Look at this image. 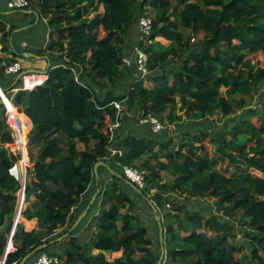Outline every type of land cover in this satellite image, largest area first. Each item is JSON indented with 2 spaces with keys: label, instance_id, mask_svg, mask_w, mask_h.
<instances>
[{
  "label": "trees",
  "instance_id": "trees-1",
  "mask_svg": "<svg viewBox=\"0 0 264 264\" xmlns=\"http://www.w3.org/2000/svg\"><path fill=\"white\" fill-rule=\"evenodd\" d=\"M28 2L26 10L37 13L38 24L46 20L48 41L39 54L51 63L47 79L30 92H13L20 82L5 89L1 77L15 62L10 43L17 26L0 14L5 55L0 88L23 121L21 135H27L26 156L33 167L26 168V179L32 172L34 181L26 180L23 194L35 201L26 218H36L38 229L25 232L17 225L14 250L4 264H18L39 245L47 247L25 264L40 254L58 257L61 264H156L158 229L144 198L161 218V264H243L235 258L242 255L236 231L250 259L264 264V0ZM142 17L152 22L144 41L137 28ZM133 45L147 55L145 77L133 62H122ZM114 103L122 107L121 128L111 138ZM5 112L0 100V260L21 189L9 174L20 156ZM148 117L175 125V136L139 124ZM112 149L121 155L111 156ZM99 161L106 167L97 173H107V180L94 179ZM122 166L144 172V187H136L140 194L125 183ZM96 189L100 193L86 216L99 205L87 226L98 231L88 243L80 242L76 234L85 216L68 234V249L51 252L59 243H49L68 233ZM181 196L197 203L212 198L213 211L191 210ZM142 211L151 213L157 245ZM106 253L116 257L110 261Z\"/></svg>",
  "mask_w": 264,
  "mask_h": 264
},
{
  "label": "crops",
  "instance_id": "crops-1",
  "mask_svg": "<svg viewBox=\"0 0 264 264\" xmlns=\"http://www.w3.org/2000/svg\"><path fill=\"white\" fill-rule=\"evenodd\" d=\"M6 1L7 0H0V14H3V15L8 17V20H9L8 24L9 25L11 24V25L17 26V29H15L13 31V36L11 38V43H10L11 51L15 55L14 60L18 61L21 64L22 72H28V71L45 72L47 70V66L49 65V67H50L51 63H50V60L48 59V57L46 55L39 54V52L44 49V47L48 41V29L46 27V20H43V25H44V30L42 29V32H43L42 35L43 36H42L40 42L36 43V42H34V40H35L34 29L38 25V20H39V16L37 15V13L35 11H33L36 15L25 14V15H27V17H21L20 14H22L21 13L22 10L18 11L19 15H17L14 11L7 10ZM29 11H31V10H29ZM9 25H8V27H9ZM32 36H33V39H32ZM135 37L137 39V34L135 35ZM158 41L165 46H167L169 44L167 41H165L163 39H158ZM29 54L33 55L34 57L29 56ZM4 56L5 55H3L1 53V45H0V58H4ZM5 76H2L1 79L3 81L5 89L9 90L11 88V85L13 84L16 76H13L11 78V80H10L9 76L8 77H5ZM8 111H9V117H10V124L13 125L11 117H14L19 123V130H20V127H22V125H23V121L20 118H17L13 114L10 107L8 108ZM125 131H127V130H125ZM141 131L144 132L143 129H141ZM117 133H118V130H117ZM115 135H116V132H115ZM22 140L25 142V144H27V141H28L27 135L23 136ZM7 153H9L8 150H7ZM24 154H25L26 163H24L23 161L20 162V165L25 164L24 175L21 174V179L19 180V182H20V184H22L23 176H24V185H25L26 180L28 182L34 181V177H33V173L31 172L26 179V168L32 171L33 164L29 163L28 158L26 156V152ZM18 165H19V163H18ZM98 177L100 179H104V180H107L109 178V176L105 172L99 173ZM94 193H95V191L92 192V194L89 197V200ZM17 199H18L17 203H18V201L20 202V200H21V204H20V212H19V215L17 217L16 226H15L14 230L16 229L17 225H18V227L23 229L25 232H31L33 230L38 229V222H37L36 218H31V219L26 218V215L33 213V210L35 208L34 199L28 198L27 200H25L24 194L20 195V190L17 193ZM89 200H88V202H89ZM99 212H100V208H99V205H97L96 208L92 211V213L90 215L86 216V218L83 222V225L81 226V229L76 234V237L79 238L80 242L88 243L90 240L91 232L96 233L98 231L97 227L93 226L91 231L89 232L87 229V226L90 223L92 217L97 216L99 214ZM62 230H63V228L56 230L52 234V237L57 236V234L59 232H61ZM68 234L69 233L63 234L61 237H55L54 238L55 240L58 238H61V239L59 241H57V243H59L57 248L51 250V252L57 251L58 253H62L66 249H68V246L66 243ZM8 242H9V240L7 239V243ZM10 244L12 245L11 239H10ZM96 253L97 252L94 251L91 254H96ZM106 255H108V254L106 253ZM4 259H5V256H3L1 258V260H3V261H4Z\"/></svg>",
  "mask_w": 264,
  "mask_h": 264
},
{
  "label": "built area",
  "instance_id": "built-area-1",
  "mask_svg": "<svg viewBox=\"0 0 264 264\" xmlns=\"http://www.w3.org/2000/svg\"><path fill=\"white\" fill-rule=\"evenodd\" d=\"M28 7H29L28 0H7L6 1V8L11 11L26 10ZM151 27H152V22L149 18L142 17L138 20L137 28L139 32V38L141 41H144L150 36ZM122 62L127 66H129L130 63L133 62L137 72L140 73L141 77H145L148 74L147 55L145 54L143 50L137 47L134 48L132 61H130V59H128L127 57H124L122 59ZM4 72L6 75H18L22 73V76L20 77V80H19L20 86L18 89H14L13 92H17L18 90L30 92L36 87L43 85L47 79L46 72H36V71L22 72L21 64L18 61H15L13 64L9 66H6ZM6 101L8 104H10L7 98H6ZM8 104H6L5 101L3 103L5 110H6L5 112L6 122L12 130V137L15 142V150L20 156V161L18 162L19 165L18 163L14 164L10 168L9 174L19 181L21 179V174L24 175L25 164L20 165V162H22L24 159V153L26 152V144L22 140L23 136L21 135V127H20V130H18L16 127H12V125L10 124ZM113 106L115 110L117 111V120L113 125L109 127L111 138H112L114 130L120 127L119 120L122 115L121 104L114 103ZM139 124L140 125L148 124L150 126L152 133L154 134H157L163 130V125L157 119L153 117L140 119ZM110 154L111 156H115V155L120 156L121 152L112 149L110 150ZM122 173L126 181L130 182L135 187L139 189L144 187V172L143 171H139L132 167L122 166ZM23 180H24V176H23ZM20 204H21V200L17 206L18 210H16L13 225H12L11 231L8 236L9 242L13 235L14 228L16 226V220L20 212ZM166 207L169 208V205H166ZM13 250H14L13 246L11 244L8 245V243H6V248L4 250V256L8 254L9 252H12ZM61 263L62 261L58 257L47 256L46 254H40L32 264H61ZM0 264H4V261L0 260Z\"/></svg>",
  "mask_w": 264,
  "mask_h": 264
},
{
  "label": "rangeland",
  "instance_id": "rangeland-1",
  "mask_svg": "<svg viewBox=\"0 0 264 264\" xmlns=\"http://www.w3.org/2000/svg\"><path fill=\"white\" fill-rule=\"evenodd\" d=\"M42 29L44 30V25L43 23H39L35 29H34V36H35V40L34 42L38 43L40 42L41 38H42ZM33 33V32H32ZM103 33H100V37H103ZM200 38V37H199ZM197 38V39H199ZM32 39H33V36H32ZM134 48L135 46L133 45L131 51L128 53V59H130V61H132V57H133V51H134ZM146 86L147 87H150L149 83H146ZM262 89H264V85L262 86ZM224 93V91H223ZM212 118H220L219 115H214ZM163 125V130L162 131H167V133L169 135H172V136H175V125H168V124H162ZM13 127V125H12ZM161 131V132H162ZM163 175V181H170V177L166 174H162ZM264 177V174L262 175ZM181 201H184V203L187 204V206L189 208H191V210H203L204 214L206 213H211L213 211V208H212V203L214 201V199L212 198H207V199H204L202 201H200V203H197L195 200L193 199H184V197L181 196V198H179ZM184 199V200H182ZM141 219L144 221L145 224H147L149 226V231H150V235L152 237V242H153V245H157V240H156V232H155V228H154V223L152 221V216H151V213L148 212V211H142L141 212ZM236 234V239H235V243L241 247V250H242V255H239V254H236L235 255V258L236 259H241V261L243 262V264H255L256 262L252 261L250 259V251L248 249V246L245 244V241L242 237V235L236 231L235 232ZM116 257V255H112V254H108L107 255V259H109L110 261L113 260L114 258Z\"/></svg>",
  "mask_w": 264,
  "mask_h": 264
},
{
  "label": "water",
  "instance_id": "water-1",
  "mask_svg": "<svg viewBox=\"0 0 264 264\" xmlns=\"http://www.w3.org/2000/svg\"><path fill=\"white\" fill-rule=\"evenodd\" d=\"M22 14H34L36 15L34 12L32 11H29V10H22L21 11ZM29 56H33V55H30ZM34 57V56H33ZM44 58V57H43ZM49 68V65L47 66V69ZM29 72V71H28ZM46 72V71H45ZM22 76V73L16 75L15 77V80L13 82V84L11 85V88L16 85L19 80H20V77ZM0 100L1 102L8 104L7 101H6V97H5V90L4 89H1L0 88ZM106 167V165L99 161L97 162L94 166H93V175H94V179L95 181H98L99 180V177H98V173H97V169L99 167ZM110 171V170H109ZM110 173L112 175H114L115 177H117L118 179H122L121 175L117 174V173H114L112 171H110ZM125 183L127 185H129L136 193L140 194V190H138L134 185H132L130 182L126 181L125 180ZM23 186H24V180L22 181V184H21V189H20V195H23ZM100 193V190L99 189H96L95 193L91 196L89 202L87 203L86 207L83 209V211L77 216V218L75 219L74 223L71 225L70 229L68 230V233L72 232L77 226L78 224L82 221V219L85 218L86 214L88 213L89 209L91 208V206L93 205V203L95 202L96 200V197L99 195ZM144 200L146 201V203L148 204V206L150 207V209L152 210V213H153V218H154V221L156 222V225H157V229H158V241H159V257H158V260L156 262V264H161V262L163 261L164 259V242H163V231H162V227H161V218L160 216H158L156 213V208L154 207V205L147 199V198H144ZM19 204V201L17 203V206ZM16 210H18V207H16ZM61 238H58L54 241H51L49 244H53L54 242H57L59 241ZM47 245H39L37 246L35 249H33L31 252L27 253L20 261L18 264H25V262L33 255H35L36 253H39L41 251H43L44 249H46Z\"/></svg>",
  "mask_w": 264,
  "mask_h": 264
},
{
  "label": "bare ground",
  "instance_id": "bare-ground-1",
  "mask_svg": "<svg viewBox=\"0 0 264 264\" xmlns=\"http://www.w3.org/2000/svg\"><path fill=\"white\" fill-rule=\"evenodd\" d=\"M8 245H10V242H8Z\"/></svg>",
  "mask_w": 264,
  "mask_h": 264
}]
</instances>
